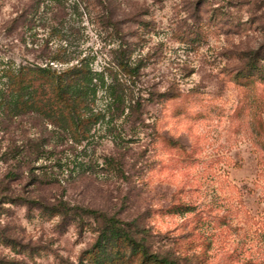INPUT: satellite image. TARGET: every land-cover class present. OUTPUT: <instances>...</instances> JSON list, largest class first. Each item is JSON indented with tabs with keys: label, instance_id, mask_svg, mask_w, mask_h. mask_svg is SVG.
<instances>
[{
	"label": "rangeland",
	"instance_id": "1",
	"mask_svg": "<svg viewBox=\"0 0 264 264\" xmlns=\"http://www.w3.org/2000/svg\"><path fill=\"white\" fill-rule=\"evenodd\" d=\"M114 2L143 59L137 88L175 96L144 93V123L124 124L122 148L97 126L89 142L47 143L53 153L31 161L21 147L51 126L7 116L0 98V264H153L128 244L96 259L97 220L62 221L25 199L114 215L176 264H264V0ZM31 5L0 0V89L9 66L58 55L101 70L119 48L88 10ZM117 152L124 176L103 163Z\"/></svg>",
	"mask_w": 264,
	"mask_h": 264
},
{
	"label": "trees",
	"instance_id": "2",
	"mask_svg": "<svg viewBox=\"0 0 264 264\" xmlns=\"http://www.w3.org/2000/svg\"><path fill=\"white\" fill-rule=\"evenodd\" d=\"M41 1L33 0L31 7L34 12ZM48 1L54 6L51 7L53 10L56 5H60L74 12L83 9L88 10L90 15L95 14L102 27L110 29L120 44L108 66L101 70L93 68L88 59L74 61L73 57L58 55L52 56L45 64L28 62L3 70L2 77L6 82L5 88L0 89V98L5 114L13 117L32 115L36 120L44 122L46 130L51 126L48 136L30 138L21 147L18 155H23L31 161L33 158L36 160L53 153L52 147L46 148L47 143L58 145L64 141L73 144L89 142L97 126H105L115 147L122 148L129 141L123 137L122 128L126 123H131L132 126L144 123L145 101L174 97L175 94L137 88L144 67L143 59H133L134 46L125 38L126 32L122 28L124 22L119 19L115 0ZM20 19L29 18L25 13L15 21ZM131 21L133 20L130 18L128 22ZM238 76L246 77V74L238 73ZM144 93H148L149 98L145 99ZM122 156V153L117 152L104 157V165L117 176L125 175ZM90 169L93 170L94 167ZM17 199L19 198L9 200ZM22 201L32 208L40 209L43 215L60 216L62 221L73 215L79 217L80 224L86 216L97 220L98 236L91 250L96 259L105 261V255L114 251L116 246L128 244L132 248V254L140 255L144 263L176 264L167 256L151 251L144 238H139L128 223L122 222L114 215L71 205L65 200L55 203L35 199ZM100 263V260L96 262Z\"/></svg>",
	"mask_w": 264,
	"mask_h": 264
}]
</instances>
